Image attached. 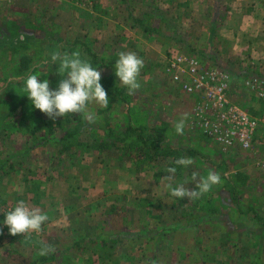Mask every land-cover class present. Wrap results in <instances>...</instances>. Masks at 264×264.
Returning a JSON list of instances; mask_svg holds the SVG:
<instances>
[{
    "label": "rangeland",
    "instance_id": "obj_1",
    "mask_svg": "<svg viewBox=\"0 0 264 264\" xmlns=\"http://www.w3.org/2000/svg\"><path fill=\"white\" fill-rule=\"evenodd\" d=\"M212 1L0 0V96L9 101H0V264H264L263 149L224 150L206 137L193 118L200 97L166 67L172 54L193 51L206 66L232 73L243 106L256 105L243 81L264 77V50L241 46L234 54L228 26L236 30L241 20L227 11L231 0H216L226 24L211 31ZM75 39L108 62L129 51L144 62L134 95L119 82L115 63L95 65L109 103L89 104L91 125L80 114L48 118L23 90L33 72L55 90L62 77L51 55ZM71 131L76 136L65 138ZM77 139L88 145L65 151ZM107 140L113 144L105 149L91 145ZM181 157L194 164L175 165ZM167 167H177L173 186L194 187L193 172H216L221 183L199 199L180 200L165 189ZM20 200L49 217L27 238L12 236L3 223ZM45 245L55 250L41 256Z\"/></svg>",
    "mask_w": 264,
    "mask_h": 264
},
{
    "label": "clouds",
    "instance_id": "obj_2",
    "mask_svg": "<svg viewBox=\"0 0 264 264\" xmlns=\"http://www.w3.org/2000/svg\"><path fill=\"white\" fill-rule=\"evenodd\" d=\"M51 62L58 66V73L62 77L58 87L50 88V81L41 80L40 76L29 74L25 79L24 92L34 105L48 118L56 120L68 114H80L88 121L89 125L95 122L96 116L88 108L90 103L101 107H107L109 103L108 93L101 84V72L94 68L91 63L81 58L79 51L71 54L54 52L51 55ZM47 63V61L45 62ZM144 62L135 52H120L115 63V75L119 82L128 89L129 95H134L140 88L138 77ZM187 114L175 123L177 134H183ZM175 165L188 168L194 164L189 157H181L174 161ZM162 179L167 181L165 189L170 195L180 200L199 199L209 193L213 186L221 183V177L216 172H209L206 177L193 172L192 180L194 187L186 188L183 184L173 186L177 167H167ZM49 217L40 208L32 207L24 200H20L13 209L9 210L3 221L12 236L23 235L27 238L30 233H40L42 226ZM2 233V229H0ZM51 245H45L40 249V255L46 256L54 252Z\"/></svg>",
    "mask_w": 264,
    "mask_h": 264
},
{
    "label": "built area",
    "instance_id": "obj_3",
    "mask_svg": "<svg viewBox=\"0 0 264 264\" xmlns=\"http://www.w3.org/2000/svg\"><path fill=\"white\" fill-rule=\"evenodd\" d=\"M166 67L185 92L200 97L193 118L206 137L224 150L261 147L264 154V77L253 75L243 81L248 95L257 101L251 107L235 98L237 81L224 68L206 66L197 56L184 52L172 54ZM261 164L264 167V160Z\"/></svg>",
    "mask_w": 264,
    "mask_h": 264
},
{
    "label": "crops",
    "instance_id": "obj_4",
    "mask_svg": "<svg viewBox=\"0 0 264 264\" xmlns=\"http://www.w3.org/2000/svg\"><path fill=\"white\" fill-rule=\"evenodd\" d=\"M219 1L221 2V0ZM189 3L190 2L186 1V5ZM211 3L215 5V7L212 6L211 11H210V16L213 15L212 18H210V20H212L211 21L212 25H211L210 30L212 31L216 29L217 26L225 27L226 23L222 24L221 19L224 16L220 15L218 12L216 13V9L220 8L219 3L216 0H213ZM222 4H225V5L223 6ZM226 4L229 5L228 1L225 3H221V6L225 7ZM230 5L232 6V8L227 11H229V13H233L237 20H241V21H238L240 27H238V29L236 30L235 29L232 30L233 27L228 26V30H229L228 32L230 33V36L233 37L231 41L236 42V44H234L233 46L235 48L233 49V53L236 54V52L237 53L239 52L242 54L243 51H240L242 50L241 49L242 47L247 46L250 49L251 48L255 49L256 45H257V48L259 47L264 50V44H256L262 41L261 37L264 38V0H231ZM180 15L183 16V12L180 13ZM208 16H209V13H208ZM217 20H220L221 22H217ZM246 38L250 42H248ZM237 57H239L238 54H237ZM241 57L237 59L240 60Z\"/></svg>",
    "mask_w": 264,
    "mask_h": 264
},
{
    "label": "trees",
    "instance_id": "obj_5",
    "mask_svg": "<svg viewBox=\"0 0 264 264\" xmlns=\"http://www.w3.org/2000/svg\"><path fill=\"white\" fill-rule=\"evenodd\" d=\"M145 14V13H144ZM143 14V15H144ZM146 19V18H145ZM143 22L144 21V19H142V17H139V19H137V23L138 22ZM141 23H139V24H141ZM20 36H22V35H20ZM23 38L22 37H17L16 38V40L14 39V41L15 42H17V41H19V42H23ZM61 41H63V40H61ZM16 44H19V43H14L13 45L15 46ZM21 44V43H20ZM80 45L79 46V48H78V46L77 45ZM18 46V45H17ZM57 48H59V46L57 45L56 46ZM69 52V53H71V52H75V51H79L80 53H81V58H83V59H86V60H88L87 58H89V62L91 63V65L94 67V68H96L97 66H98V64L99 63H115L114 61L115 60H113L112 62H108L107 61V59L106 58H104V57H102L101 55H99L98 53H96V52H94L93 50H92V48L87 44V42H85V41H80V40H78V39H75V41L73 42V44H71V45H66V46H64V48H63V50H62V52ZM61 52V54H63ZM189 54H193V55H197V54H195L193 51H187ZM187 52H185V53H187ZM199 56V55H198ZM118 60V59H117ZM203 61V60H202ZM241 61V60H240ZM239 61V62H240ZM204 62V61H203ZM238 62V60L237 61H233V63H239ZM95 65H96V67H95ZM226 70H228V69H226ZM52 83V81H50V84ZM19 84V83H18ZM9 89V88H8ZM8 95H10L11 97H13L14 96V94H12V93H9ZM0 101L1 102H4V103H6V102H9L7 99H5L4 97H2V96H0ZM14 103V106L15 107H17V102L18 101H16V100H14L13 101ZM23 104V103H22ZM133 130V127L131 126V125H129L128 126V128H127V131H126V133H128L129 131H132ZM109 133L110 134H113V129L111 128L110 130H109ZM73 136H76V133H75V131H71V132H69L67 135H66V137L65 138H72ZM140 138L143 140V141H145V142H147L146 141V139H144L142 136H140ZM120 140H123V139H120ZM85 145V146H87L88 145V143L86 144L85 143V141H81L80 139H77V141L75 142V143H71L70 145L69 144H67L66 146H65V151L68 149V148H70V147H72V146H75V145ZM109 144H113V142H110L109 140H107V141H102L101 143H94V144H91L92 146H96V148H98V149H105L106 148V146H108ZM115 144V143H114ZM90 145V146H91ZM151 146H153V147H155V150H158L159 149V147L158 146H156L154 143H152L151 144ZM172 150L173 149H170V150H168V151H162L161 153L162 154H170L171 152H172ZM11 168H12V165L10 166ZM98 235H101V234H96L95 236L97 237ZM78 244V243H77Z\"/></svg>",
    "mask_w": 264,
    "mask_h": 264
}]
</instances>
